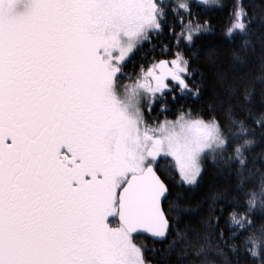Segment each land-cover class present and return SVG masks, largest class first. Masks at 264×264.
Returning <instances> with one entry per match:
<instances>
[{"label": "snow or ice", "instance_id": "snow-or-ice-1", "mask_svg": "<svg viewBox=\"0 0 264 264\" xmlns=\"http://www.w3.org/2000/svg\"><path fill=\"white\" fill-rule=\"evenodd\" d=\"M253 25L264 52V0H0V264H153L142 233L156 264H264ZM216 27L245 43L204 109L193 49ZM209 167L234 183L193 204Z\"/></svg>", "mask_w": 264, "mask_h": 264}, {"label": "trees", "instance_id": "trees-1", "mask_svg": "<svg viewBox=\"0 0 264 264\" xmlns=\"http://www.w3.org/2000/svg\"><path fill=\"white\" fill-rule=\"evenodd\" d=\"M244 2L258 8V0H244ZM193 11L194 13L197 11H203L205 13V19L214 17L212 20L214 26L222 24L224 19H226L220 11H208L207 9H194ZM260 32L261 30L258 25H253L252 33L246 38L251 58L249 63L244 68V72L248 75L249 79L257 82L262 75L261 62L262 56H264V52H262ZM168 42L169 41L164 36H162L159 40L154 39L152 44L156 45L155 52L150 51L149 49L151 45L146 44L144 48L137 51L132 56L129 68L131 69L133 63H135L137 67L140 64L149 63L153 57L159 54L163 45ZM244 43V39L234 42L232 38L226 36L219 27H216L213 35L206 36L202 43L198 44L197 47L193 49V52L195 53L193 60L194 66L198 67L199 70L205 74L207 79V88L201 104H198L197 107L207 109V105L214 102L215 94L222 93L223 83L217 80L215 72L220 70L227 73L234 64V57L232 55L234 48ZM145 57H147V59H145ZM260 99V88L257 84L253 100L254 107L256 109H259L260 107ZM251 155L253 158L264 160V146H257ZM233 183L234 181H232L227 174L217 172L215 169L209 167L208 170L205 171L199 187L189 193V196L193 204H196L197 202L203 203L205 198L209 197L212 193L230 188ZM136 242L138 245H144L149 250V258L153 260V264H156L157 256L152 250L160 248L161 245L154 243V241L147 235H140Z\"/></svg>", "mask_w": 264, "mask_h": 264}, {"label": "water", "instance_id": "water-1", "mask_svg": "<svg viewBox=\"0 0 264 264\" xmlns=\"http://www.w3.org/2000/svg\"><path fill=\"white\" fill-rule=\"evenodd\" d=\"M141 235H147V236L150 237L151 234H149V233H142Z\"/></svg>", "mask_w": 264, "mask_h": 264}]
</instances>
